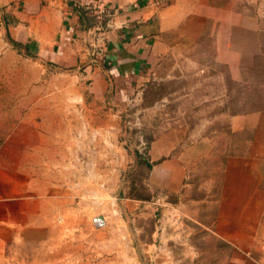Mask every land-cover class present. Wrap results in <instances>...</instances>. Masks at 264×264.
<instances>
[{"label":"crops","instance_id":"1","mask_svg":"<svg viewBox=\"0 0 264 264\" xmlns=\"http://www.w3.org/2000/svg\"><path fill=\"white\" fill-rule=\"evenodd\" d=\"M95 4L104 12L81 8L76 0H0V23L19 44L16 52L41 58L51 74L72 84L45 97L44 109L29 108L0 148V264L7 263L9 244L49 241L58 218L67 216L75 198L69 181L83 161L73 160L67 138L84 135L88 127L114 137L120 129L115 107L196 41L211 42L215 61L236 80L264 55V0H171L160 8L151 0ZM71 89L80 96L72 98ZM226 98L225 91L219 105ZM213 121L224 122L237 138L220 148L227 153L217 191L212 208L203 212L225 251L219 264H264V103L246 112L221 109L194 129L179 122L159 133L149 143L146 181L170 193L187 186L192 163L195 167L202 153H211L214 137L225 136L209 132ZM198 138L203 144L193 145ZM141 245L164 248L163 243Z\"/></svg>","mask_w":264,"mask_h":264},{"label":"rangeland","instance_id":"2","mask_svg":"<svg viewBox=\"0 0 264 264\" xmlns=\"http://www.w3.org/2000/svg\"><path fill=\"white\" fill-rule=\"evenodd\" d=\"M9 40L0 23V148L29 108L44 109L45 97L60 95L62 89L72 86L51 74L41 58L26 50L18 54ZM213 53L211 42L196 41L169 58L160 72L150 73L140 88L128 95L125 105L115 107L120 129L114 137L88 127L84 135L67 138L73 160L80 163L83 157L69 181L75 198L67 216L58 218V228L49 241H22L18 248L9 244L4 251L6 264L220 263V252L225 251L210 234L211 217L203 212L212 208L210 202L217 191L227 153L220 148L237 140L225 123L209 125V132L221 131L225 136L214 137L211 153H202L195 167L192 163L187 186L180 192L161 191L146 181L149 143L173 124L180 122L194 129L221 109L235 113L262 107L264 55L254 67L238 73L236 80L215 61ZM225 91V103L219 105ZM69 93L72 98L80 96L74 89ZM202 140L198 138L193 145L203 144ZM190 156L193 158V153L187 159ZM87 159L101 166L87 165ZM19 179L27 180L22 175ZM98 218L102 225L95 222ZM141 243H163L164 248Z\"/></svg>","mask_w":264,"mask_h":264},{"label":"built area","instance_id":"3","mask_svg":"<svg viewBox=\"0 0 264 264\" xmlns=\"http://www.w3.org/2000/svg\"><path fill=\"white\" fill-rule=\"evenodd\" d=\"M170 1L171 0H151V4L154 7L160 8V7L167 5ZM76 3L79 7L84 8V9H95L98 11L99 14L104 12V8L103 7L101 8L100 6L96 5L95 0H76ZM95 47L96 46H92L91 54H95L94 53ZM141 144L145 145V143L142 140H141Z\"/></svg>","mask_w":264,"mask_h":264},{"label":"trees","instance_id":"4","mask_svg":"<svg viewBox=\"0 0 264 264\" xmlns=\"http://www.w3.org/2000/svg\"><path fill=\"white\" fill-rule=\"evenodd\" d=\"M9 41H10L11 44H13L14 47H16V48L19 47V44L15 43V42L12 41V40H9ZM27 52H28V51H27Z\"/></svg>","mask_w":264,"mask_h":264},{"label":"water","instance_id":"5","mask_svg":"<svg viewBox=\"0 0 264 264\" xmlns=\"http://www.w3.org/2000/svg\"><path fill=\"white\" fill-rule=\"evenodd\" d=\"M97 221H100L101 222V225L103 224V220H102V218H98V220H95V222H97ZM98 223V222H97Z\"/></svg>","mask_w":264,"mask_h":264}]
</instances>
